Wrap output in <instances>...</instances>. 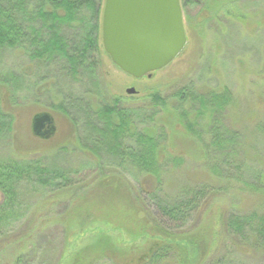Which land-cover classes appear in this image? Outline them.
Wrapping results in <instances>:
<instances>
[{"label": "rangeland", "instance_id": "1", "mask_svg": "<svg viewBox=\"0 0 264 264\" xmlns=\"http://www.w3.org/2000/svg\"><path fill=\"white\" fill-rule=\"evenodd\" d=\"M180 3L187 43L167 66L151 72L150 76L137 79L125 74L112 63L101 41L95 55L99 78L95 87L87 79L75 82L61 76L55 66L31 64L20 49L0 51V79L3 75L9 76V72L20 78L14 97L6 89L0 90L4 97L3 109L12 117L11 136L4 133L5 126L0 128V160L24 161L38 155L45 162L57 155L54 163L66 171L85 166L91 154L86 150L85 155L74 154L73 145L67 140L68 118L54 108L75 94L77 98L89 100L92 108L99 101L117 97L121 99L120 104L137 107L148 102L149 94L154 92L170 105L175 103L172 94L181 87L192 88L197 93L225 87L236 94L235 119L228 123L241 136L236 151L240 149L252 157L243 158L247 167L259 169L264 164L261 131L264 126V0H180ZM41 77L42 81L38 82ZM30 82L37 84L29 86ZM129 87L135 93L127 94ZM41 112L49 113L52 118L55 125L52 135L39 137L32 133L33 115ZM175 123L176 118L171 116L169 124H165L173 140L165 141L168 156L163 159L167 165L157 190H154L155 177L107 165L91 172L79 170L67 183L66 190L47 187L42 194H35L28 183H20L16 200L22 203L21 213L25 215L5 228L0 227V264H75L78 258L82 264H150L135 262L137 255L131 246L139 245L142 233L153 236L166 232L176 237L199 236L201 253L197 264H217V260L226 264H264V253L255 250L241 253L235 249L231 237L220 233L223 215L231 211H264V198L257 192L241 189L239 169L228 167L237 173L238 179L228 190L224 187L227 181L209 180L212 156L203 154L195 145L191 147L188 135ZM62 135L65 142L60 144V151L53 140ZM180 148L191 152L189 155L198 152V156L189 158ZM56 150L59 151L54 154ZM181 153L182 165L167 161ZM113 176L122 180L129 197L123 194L122 185L102 181ZM206 183L223 189L215 197L203 198V207L191 211L182 224L164 219L151 197L157 191L160 200L175 202L186 190ZM96 186L101 187L96 189ZM2 198L0 192V205ZM122 212H126L123 222L112 214L120 216ZM96 224L105 232H96ZM93 226L96 229L91 230ZM131 227L138 232L131 234ZM102 239L105 241L101 247L106 245V248L95 249ZM244 247L245 244L239 246Z\"/></svg>", "mask_w": 264, "mask_h": 264}, {"label": "trees", "instance_id": "2", "mask_svg": "<svg viewBox=\"0 0 264 264\" xmlns=\"http://www.w3.org/2000/svg\"><path fill=\"white\" fill-rule=\"evenodd\" d=\"M234 9L236 12V8ZM101 12L102 0H0V51L20 49L31 64H42L45 68L55 66L56 72L61 76L64 75L75 82L87 79L95 87L99 79L95 55L101 48ZM42 79L41 77L38 82ZM19 81L20 78L15 76V73L9 72V76L3 75L0 79V90L6 89L7 93L14 97ZM36 84L37 82H30L29 86ZM235 96L236 94H232L225 87L219 91L206 89L198 93L192 88L181 87L172 94L175 103L170 105H167L164 97L154 92L149 94L148 102L144 101L143 105L137 107L124 106L119 103L121 99L117 97L109 101H99L94 108L89 100L77 98L76 94L69 97L70 100L64 98L63 102L54 108L68 118L66 122L69 127L67 123L65 126L67 140L73 145L72 151L80 156V153L84 154L83 151L86 150L91 156L86 160L85 166L78 167L75 171H66L54 163L57 155L52 161L45 162V158L38 155L24 161L18 158L0 160V192L3 194L0 227L5 228L25 215L21 213L22 203L16 200L20 183H28L35 194H42L43 189L47 187L66 190L67 183L74 174L80 173L79 170L86 169L91 172L107 165L124 168L128 173L133 169L155 177L157 186H154V190H157L167 165L165 158L163 159L168 156L165 141L173 140V135L169 134L166 129L168 126L165 125L169 124L171 116L176 118L175 124L183 128L188 135L186 138L191 147L195 145L203 154L212 156L209 180L227 181L224 187L228 190L230 184L238 180L237 173H233L228 167L232 170L239 169L241 189L257 192L264 198V164L258 166L261 169H252L245 165L243 158L252 157L240 149L236 151L241 136L228 124L230 119H235ZM32 97V101L36 102V97ZM2 99L4 97L0 95V128L1 125L5 126L4 133L11 136L12 117L6 115ZM25 101L30 102L29 99ZM261 131L264 140V126ZM53 142L61 151L60 144L65 142L63 135L55 137ZM180 150L182 153L186 152L189 158L195 159L198 156V152H194L196 155H189L191 152H183L181 148ZM182 153L167 161L182 165ZM253 155L257 158L260 156ZM102 181L106 184L113 181L122 185L123 194L129 197L124 184L121 183L122 180L113 176ZM100 187L96 186V189ZM222 189L208 183L197 184L181 194L178 201L171 203L160 200L157 191H153L151 197L164 219L181 221L182 224L187 221L191 211L201 206L203 198L207 195L215 197ZM84 199L89 200L88 197ZM125 213H120V216L112 214L123 222ZM220 222L221 235L231 237L236 250L246 254L252 253V250L264 253L263 210L231 211L223 215ZM126 223L129 224L128 221ZM130 226L137 229L132 223ZM95 227L96 232H105L99 228V224ZM95 227H91V230L96 229ZM132 227L131 234L138 232ZM73 238L70 236V240ZM104 241L100 240L94 248H106V245L101 247ZM200 242L199 236L196 235L176 237L168 232L155 233L153 236L142 233L139 245L131 246V251L137 255L135 262L170 264V260L172 264H197L201 253ZM241 244H245L244 249L239 248ZM75 264H82L79 258ZM217 264L226 263L217 260Z\"/></svg>", "mask_w": 264, "mask_h": 264}, {"label": "water", "instance_id": "3", "mask_svg": "<svg viewBox=\"0 0 264 264\" xmlns=\"http://www.w3.org/2000/svg\"><path fill=\"white\" fill-rule=\"evenodd\" d=\"M103 4V50L131 77L150 76L167 66L187 43L180 0H104ZM126 92L133 94L135 89ZM31 124L39 137L55 131L47 112L34 114Z\"/></svg>", "mask_w": 264, "mask_h": 264}, {"label": "flooded vegetation", "instance_id": "4", "mask_svg": "<svg viewBox=\"0 0 264 264\" xmlns=\"http://www.w3.org/2000/svg\"><path fill=\"white\" fill-rule=\"evenodd\" d=\"M45 128H47V125H45Z\"/></svg>", "mask_w": 264, "mask_h": 264}]
</instances>
